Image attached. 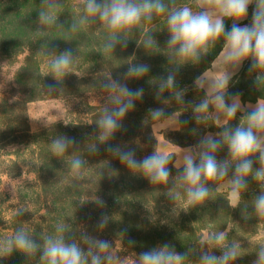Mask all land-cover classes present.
<instances>
[{
    "label": "clouds",
    "instance_id": "1",
    "mask_svg": "<svg viewBox=\"0 0 264 264\" xmlns=\"http://www.w3.org/2000/svg\"><path fill=\"white\" fill-rule=\"evenodd\" d=\"M40 4L39 24L48 28L62 27L58 24L62 5L57 0H40ZM253 4L250 22L242 25L240 22L248 18L249 6ZM161 17L168 33L163 49L151 28ZM228 20L230 27L226 25ZM95 24L106 33L102 45L105 53L114 52L118 45L127 48L139 32L138 48L166 56L169 67L152 85L154 98L160 104L175 102L178 108L190 111L195 127L189 132L197 137L195 144L181 151L182 167L175 177L169 167L173 152L156 149L137 159L134 148L112 144L117 133L126 130L125 118L145 95L143 87L130 88L128 82L147 77L151 70V65L132 60L119 76L109 75L101 83L107 98L96 126L97 139L99 144L105 145V151L127 169L143 175L151 184L179 187L191 206L203 204L209 198L210 182L227 179L232 194L229 205L238 208L243 194L249 190L251 177L259 187V193L251 200V214L258 221H264V95L255 104H244L241 92L230 91L234 77L244 63L250 61L247 71L252 78V87L264 93V0H191L190 4H181L179 0H83L69 31L77 33ZM221 41L222 48L212 61L215 74L201 73L193 80L192 88L203 91L204 95L198 102L186 101L189 88L180 87L178 83L181 68L199 65ZM49 55L48 67L55 80L59 81L72 71L75 61L72 50L52 51ZM48 90L54 91V85L49 84ZM166 92L169 93L167 97ZM238 113L239 122L233 124ZM148 115L152 121L175 123L180 128L189 123L188 119H181L180 110L168 113L163 107L149 108ZM209 126L218 131H200L201 127ZM76 143L75 137L63 135L52 141L51 151L56 156H63ZM224 149L226 156L218 158L217 154ZM89 151L97 153L99 148L93 144ZM84 163L73 156L70 166L79 175ZM256 164L259 166L254 167ZM169 197L178 200L180 193L170 192ZM94 203L98 208L106 207L103 199L97 198ZM248 207L245 204L242 212L247 213ZM22 213L20 210L17 214ZM108 224L109 216L101 213L96 223L97 231L103 232ZM67 232L64 224H57L54 232L35 239L20 227L0 241V259L17 251L29 258L39 253V264H123L111 241L86 230L80 232L78 239L75 235H66ZM127 243L134 247L136 241L129 238ZM214 250H219L220 254ZM190 253L191 250L178 253L174 246L163 243L141 251L136 264H189ZM194 255L195 264H233L242 255L241 244L228 242L226 232H212L204 237L201 251ZM255 255L252 264H264V243L256 245Z\"/></svg>",
    "mask_w": 264,
    "mask_h": 264
},
{
    "label": "trees",
    "instance_id": "2",
    "mask_svg": "<svg viewBox=\"0 0 264 264\" xmlns=\"http://www.w3.org/2000/svg\"><path fill=\"white\" fill-rule=\"evenodd\" d=\"M57 3L62 5L58 12V24L62 27L48 28L38 22L40 0H0V51L6 55L29 53L32 56L43 55L49 58L52 51L59 53L66 49L72 50L73 56L91 53L96 57L98 68H101V62L105 66L106 77L119 76L132 60L147 63L151 65L148 76L128 82L130 88L145 89L143 100L127 115L124 120L126 130L117 133L112 144L134 148L137 159H142L155 150L157 143L151 126L159 121L150 119L148 109L157 107L165 108L168 113L180 110L181 119L189 120V123L180 130L169 132L170 134L166 136L168 142L178 147L195 144L197 137H193L189 132V129L195 127L190 119L191 112L178 108L175 102L170 105L160 104L153 95L155 89L152 85L155 79L165 75L169 67L166 56L163 53L152 54L142 47L138 48L139 32L132 37L127 48L118 45L114 52L105 53L102 45L106 33L99 24L77 33L69 31L74 17L81 10L83 0H57ZM179 3L190 4L191 0H179ZM253 8L254 4L250 8V13ZM226 25L231 26L227 23ZM151 28L163 49L168 37L164 19L157 18ZM41 32L46 35L41 36ZM222 44L223 41L218 43L215 50L199 65L189 64L181 68L178 83L180 87L189 88L186 101L198 102L199 97L204 95L203 91L192 88L193 80L211 68L212 61L221 50ZM249 63L250 61H246L241 71L234 77L230 90L234 88L233 92H241V99L245 102H256L264 93L252 87V80L247 71ZM36 73L41 76L40 67ZM164 95L167 97L169 93L166 92ZM22 105L16 103L11 106L6 102L4 109L8 110L9 106L12 108L5 112L0 110V114H7L10 118L5 124H0V157H3L4 147L15 144L16 149L9 154L14 159L10 157L7 161L15 166L20 162H27L32 167V172L37 176L35 195L40 201L39 212L46 211L48 221L45 226L35 225L33 219L26 221V224L23 223L25 220L23 218L28 214L29 204L28 207L23 205L27 210L20 209L23 210L22 214H17V211L16 215L12 216L11 227H8L11 229L1 228L6 211L1 203L0 241L10 237L20 227H24L35 239H39L43 234L54 232L57 224H64L68 228L66 235H75L77 229L82 232L96 228L101 213H105L109 216L106 231H115L125 239L141 236L139 238L141 241L138 239L141 247L169 243L178 253L191 250L189 264H195L194 254L201 251V241L204 237L209 233L221 231L227 233L228 242L237 241L241 244L242 255L233 264H252L256 259V245L264 243V221H258L251 214V200L259 193L258 185L251 177L249 190L243 194L241 206L238 208L230 207L228 194L218 190V185L222 181L210 182L208 186L212 191L209 198L203 204L191 206L179 187L173 189L171 184H151L143 175L127 169L112 154L105 151V145L99 144L97 139L96 126L102 107L92 109L89 126L55 124L39 133L31 134L27 124L24 129L20 127L25 124ZM239 115L238 113L237 118ZM237 118L233 124L239 122ZM200 131L215 132L218 129L209 126L201 127ZM63 135L75 137L77 143L68 153L56 156L51 151V143ZM93 144L99 148L97 153L89 151ZM226 154L227 150L224 149L217 155L218 158H224ZM73 156L85 161L79 175L75 174L70 166ZM169 167L175 177L180 168H176L173 161ZM170 192H179L180 199L175 201L170 199ZM97 198L103 199L106 207L98 208L94 203ZM245 204L249 205L247 213L242 212ZM7 229L13 233H8ZM214 251L217 255L220 254L219 250ZM0 264H39V253L36 257L29 258L14 251L11 256L0 259Z\"/></svg>",
    "mask_w": 264,
    "mask_h": 264
},
{
    "label": "rangeland",
    "instance_id": "3",
    "mask_svg": "<svg viewBox=\"0 0 264 264\" xmlns=\"http://www.w3.org/2000/svg\"><path fill=\"white\" fill-rule=\"evenodd\" d=\"M249 16L246 23L250 20ZM226 23L229 25L231 21ZM75 57L72 71L59 81L53 78L48 67L49 57L43 55L32 56L27 53H17L6 55L0 51V110L8 111L11 106L20 103L25 113V124L20 125L21 129L27 128L31 134L39 133L46 128L55 124L74 125L76 127H86L90 125V117L94 107H104L106 104V93L101 87V83L106 77L105 66L97 67L96 57L91 53L78 54ZM40 67L41 76L36 73ZM25 68V69H24ZM27 69V70H26ZM252 80V78H250ZM54 85V91L49 92L48 85ZM234 91V88L230 90ZM6 102L11 105L8 110L4 107ZM22 109V108H21ZM9 116V115H8ZM7 114H0V124L10 120ZM22 117V116H21ZM20 117V119H21ZM239 120V118H237ZM161 122V121H159ZM156 122L151 126L155 136L164 139L169 132L154 128ZM1 127V126H0ZM180 130V129H179ZM178 131V130H177ZM170 143V142H169ZM187 147H176L177 151ZM16 149L15 144L4 147L3 157H0V204L4 207V224L1 228L11 227L13 215L23 205L29 206L26 218L23 223L33 219L35 225L45 226L48 221L46 211H40V203L36 198L37 176L32 172V167L27 162H20L18 166L8 163V159H14L9 154ZM157 149V144L156 148ZM173 162L176 168L182 167L181 155L173 154ZM10 172V174H6ZM218 190L226 192L229 197V186L227 179L218 185ZM26 204H25V203ZM27 210V209H25ZM11 229V228H8ZM7 229V230H8ZM91 235L102 239H107L113 243L114 250L121 257L123 264H136L137 256L141 251L152 248L151 246L141 247V236H132L131 239L136 241L134 247L128 246V238H123L115 231L103 232L97 231L96 228L87 231ZM12 234V230H8ZM80 230L75 233L79 238ZM140 241H139V240Z\"/></svg>",
    "mask_w": 264,
    "mask_h": 264
},
{
    "label": "crops",
    "instance_id": "4",
    "mask_svg": "<svg viewBox=\"0 0 264 264\" xmlns=\"http://www.w3.org/2000/svg\"><path fill=\"white\" fill-rule=\"evenodd\" d=\"M246 20L247 19L241 21L240 23L242 25L243 24H247L246 23ZM205 73H207L209 76L214 75L215 73H214L213 66H211V68L209 70H207ZM242 102L244 104H249V103L255 104V102H245L243 100H242ZM154 128L155 129L158 128L159 130H162V131H177V130L180 129V127L178 125H176L175 123L164 122V121H161V122L155 124ZM176 147H178V146H175V145H173V144H171L169 142H166L164 139L160 138L159 136L157 137V149H160V150H163V151L173 152V154H179V153H181V151H177L175 149ZM231 195H232L231 194V191L229 190V200H231Z\"/></svg>",
    "mask_w": 264,
    "mask_h": 264
}]
</instances>
